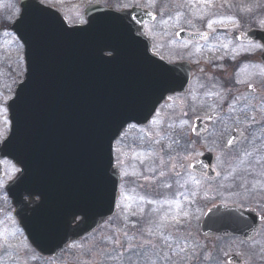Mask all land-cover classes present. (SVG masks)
I'll return each mask as SVG.
<instances>
[{
    "label": "water",
    "instance_id": "obj_1",
    "mask_svg": "<svg viewBox=\"0 0 264 264\" xmlns=\"http://www.w3.org/2000/svg\"><path fill=\"white\" fill-rule=\"evenodd\" d=\"M39 9L38 18L26 11L19 28L28 72L9 104L11 136L0 152L22 168L8 188L21 227L37 250L54 254L115 213L120 181L112 169L113 142L180 89V71L149 55L137 36L153 21L150 13L93 6L86 26L69 28L55 11ZM243 40L264 44V33L252 31ZM25 196L41 202L28 208Z\"/></svg>",
    "mask_w": 264,
    "mask_h": 264
},
{
    "label": "rangeland",
    "instance_id": "obj_2",
    "mask_svg": "<svg viewBox=\"0 0 264 264\" xmlns=\"http://www.w3.org/2000/svg\"><path fill=\"white\" fill-rule=\"evenodd\" d=\"M52 1L58 4L55 7L62 12L69 26H73V22L79 20V18L76 19L78 9L61 10V6L67 5L68 0ZM98 1L102 5L111 2L115 7L121 9L140 6L154 12L158 17L153 24L147 27V35L153 40V51L164 57L168 55L166 47L170 49L169 53L172 56L176 52H182V50L179 52L181 47L178 46L176 39V33L180 29L206 31L212 34L217 42L223 40V36L247 32L253 26L264 30V16L257 17L258 14L253 11L247 12L251 7L253 9L262 5L261 13H263L264 0H258L254 5V0H211L208 4L199 3L198 0ZM239 6L245 8V12H240ZM240 15L243 17L238 18ZM211 21H218L213 24L214 31L207 27ZM219 21H223V23H219ZM220 45L222 49H227V47H223L224 45L231 49L229 42L225 41ZM207 46L206 48L210 49L211 45ZM235 47L242 48L243 46L235 45ZM220 48L208 49L212 64L216 60L222 59L221 55H227V51L225 54L217 55L216 53L221 51ZM202 49L201 46L196 47L193 51L187 49V53L194 57L206 52L201 51ZM257 49L256 47L234 49L232 51L235 52V55L231 58L239 57V50H244L245 54L251 55L256 53ZM10 53L7 54L10 55V58L19 57L16 48H12ZM249 68L250 72L245 73L240 68L234 76L236 81L237 76L239 79L251 78L254 69L261 71L257 65H252L244 70ZM207 79L209 80L208 84L212 86L214 77L208 76ZM231 80V76L228 74V81ZM17 81L18 75L9 77L5 73L0 74V142L9 130L6 111L10 96L13 94L12 89ZM251 82L246 80L243 83ZM216 83H218L217 80ZM251 98L253 100L247 101L246 105L250 106L252 102L255 104L258 101L255 94H252ZM205 101L206 98L190 99L189 113L184 114L178 111L173 126L168 125V131L163 139L159 136L158 140H155L156 132L152 129L146 131L143 128L141 130L134 128L131 131L133 128L131 127L121 140L117 141V149L114 151L115 166L117 165L122 178L117 215L81 243L68 247L54 259H49V263L36 256V252L27 242L18 224L10 218L13 205L5 192V184L12 181L15 174L11 175L9 163L2 162L7 170L5 178L0 179V264H125L122 259H116L115 255L117 252H126L128 247L142 251L143 258L139 264H166L161 260L164 253L173 255L176 264H227V259L232 255L241 257L245 261L244 264H264V251L263 249L259 251V245L260 247L264 245V232L262 233L263 242L259 245L236 242L233 249L232 245L221 246L219 240L200 236V224L207 206L205 207L206 199H198V197H210L217 191L211 187L197 185L193 179L194 175L188 169L173 175L177 170H172L171 163L176 162L174 165H177L179 162L188 161L191 151L186 143L189 138L174 136L170 128L175 130L177 125L182 129L188 127L190 117L206 111ZM246 105L243 106L246 107ZM223 122L227 123V120L221 121L220 124L223 125ZM262 123H264V118L259 121V124ZM153 124L156 127V124ZM163 124L165 122L160 126ZM240 130L242 131L240 133L245 134L246 138L249 136L247 126L242 125ZM228 135L227 132L219 133L220 137ZM149 136H151V141L146 140ZM249 138L252 139L250 136ZM251 148L252 146L247 147V149ZM260 149L263 154L256 159L248 155H241L240 161L244 166L234 176L235 187L240 186L237 184L238 178H240L253 192L241 195L237 190L231 189L232 184H228L226 177L220 181L219 185L222 198L227 197L231 189L230 200H234L238 204L246 205L242 198L248 196L264 201V140L260 142ZM218 165L220 169L225 168L224 158L218 161ZM235 170H239V168H232L233 172H237ZM150 232L151 234H149ZM125 233H127L126 236ZM182 247L185 248V251L180 250ZM193 252H195L193 259L190 261L183 259ZM30 257L33 258L29 259Z\"/></svg>",
    "mask_w": 264,
    "mask_h": 264
},
{
    "label": "flooded vegetation",
    "instance_id": "obj_3",
    "mask_svg": "<svg viewBox=\"0 0 264 264\" xmlns=\"http://www.w3.org/2000/svg\"><path fill=\"white\" fill-rule=\"evenodd\" d=\"M69 1L70 0L67 1V4L69 3ZM71 2H72L71 4H73L78 9L81 8L82 10H85L86 0H71ZM38 3H41L42 5L46 7L50 6L54 9H58L55 7V6H58V4L54 3L52 0H0V42L11 39L14 47H16L17 49H20L21 47L20 41L17 39L16 35L12 32V27L21 18L23 8L37 10L39 9ZM61 8L63 9L64 6H61ZM83 21H85L84 11H83ZM5 32H7L8 34L5 35ZM2 50L3 49H1L0 47V51ZM237 62L238 60L236 59L229 60V59L224 58L220 60V62H218L217 64H220L219 67L223 69L224 73H228L230 69L234 71V68ZM193 65L195 67H194V77H192V80L202 81L205 75L201 73L203 70L207 68L209 69V66H206L202 61L193 63ZM197 83L203 84L202 82H196L193 85L191 84L190 94H192L193 99L197 98L199 91H200V87L198 86ZM246 88H247V91H250V92H253V91L257 92L256 89H259V88H256L255 85H249V86L245 85L244 87H238L236 84H231V85L225 84V87H224L226 94H227L226 96L228 99H232V98H235L237 95L244 94L246 92ZM261 89L264 91V87ZM211 182L212 181H210L209 183L212 184ZM256 212L259 215L263 216L264 218V210H259ZM262 226H264V223L261 225V227Z\"/></svg>",
    "mask_w": 264,
    "mask_h": 264
},
{
    "label": "snow or ice",
    "instance_id": "obj_4",
    "mask_svg": "<svg viewBox=\"0 0 264 264\" xmlns=\"http://www.w3.org/2000/svg\"><path fill=\"white\" fill-rule=\"evenodd\" d=\"M199 3H205L208 4L211 2V0H198ZM130 20L132 19L131 17H129ZM155 19V17H153ZM218 21H211L207 24V27L209 29H213V24L217 23ZM133 23H136V21H133ZM219 23H223V21H219ZM142 27V25H141ZM215 29H213L214 31ZM8 33L5 32V35H7ZM205 39H207V36L204 37ZM223 47H227V45H224ZM237 83H243L242 81H237ZM249 111L248 108H242L241 112L243 113H247ZM251 120L252 121H256L257 117L255 115L251 116ZM161 175H164V173H161ZM169 187H171L169 185ZM151 234V232L149 233ZM127 235V233H125V236ZM181 251H185V248L182 247L180 249ZM195 257V252H193L191 255L185 256L183 257V259L190 261L191 259H193ZM116 259H122L123 261H125V264H139V261L143 258V253L140 249L137 248H132V247H128L126 252L125 251H121V252H117L115 255ZM162 262H166V264H176V261L173 258V255L168 254V253H164L161 257Z\"/></svg>",
    "mask_w": 264,
    "mask_h": 264
}]
</instances>
